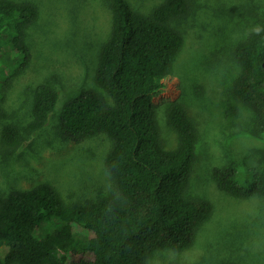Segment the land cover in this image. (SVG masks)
Wrapping results in <instances>:
<instances>
[{
    "label": "trees",
    "instance_id": "trees-1",
    "mask_svg": "<svg viewBox=\"0 0 264 264\" xmlns=\"http://www.w3.org/2000/svg\"><path fill=\"white\" fill-rule=\"evenodd\" d=\"M111 33L102 46L96 83L107 94L87 91L66 104L59 122L64 143L81 144L105 134L112 148L105 160L113 192L86 204L66 203L53 186L42 184L8 196L0 195V264H147L158 251L190 249L198 230L213 215V205L187 196L196 164L199 134L185 105L170 104L167 113L177 145L166 149L157 121L155 99L184 46L172 26L188 13V0H165L150 14L135 10L128 0H107ZM28 2L0 0V54L16 53L20 61L2 57L0 116L6 92L30 66L27 29L37 20ZM233 59L239 72L231 95L251 114L242 131L264 136V20L236 43ZM57 77L33 91V123L41 130L55 111ZM10 149L21 143L14 125L1 132ZM217 188L234 198H264V167L239 174L233 165L215 167ZM90 234L86 242L73 230ZM231 264V263H226Z\"/></svg>",
    "mask_w": 264,
    "mask_h": 264
},
{
    "label": "rangeland",
    "instance_id": "rangeland-1",
    "mask_svg": "<svg viewBox=\"0 0 264 264\" xmlns=\"http://www.w3.org/2000/svg\"><path fill=\"white\" fill-rule=\"evenodd\" d=\"M11 1L33 4L38 18L25 36L31 64L7 90L0 116V195L48 184L68 204L96 201L114 190L105 167L112 141L100 134L81 144L64 143L59 122L66 104L87 91L111 103L96 83L99 55L111 33L108 1ZM128 1L147 15L165 0ZM188 1L187 15L172 22L183 35L184 46L164 81V93L155 99L157 121L164 147L173 149L177 136L168 122L170 104L179 101L187 108L199 134L187 196L209 201L214 212L190 249L158 251L147 264H264V198H234L212 179L213 169L226 164L239 174L264 167V136L241 132L251 114L231 95L239 72L234 47L264 20V0ZM2 57L9 62L22 59L13 52L0 54V68H4ZM51 76L57 77L58 102L45 126L32 133L33 91ZM6 125L20 131L17 148L2 142ZM73 230L84 243L90 237L77 224ZM6 252L0 248V254Z\"/></svg>",
    "mask_w": 264,
    "mask_h": 264
},
{
    "label": "water",
    "instance_id": "water-1",
    "mask_svg": "<svg viewBox=\"0 0 264 264\" xmlns=\"http://www.w3.org/2000/svg\"><path fill=\"white\" fill-rule=\"evenodd\" d=\"M263 68H264V62H263Z\"/></svg>",
    "mask_w": 264,
    "mask_h": 264
}]
</instances>
